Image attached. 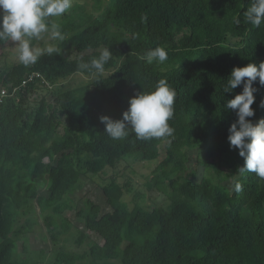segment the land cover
Listing matches in <instances>:
<instances>
[{"label": "trees", "instance_id": "1", "mask_svg": "<svg viewBox=\"0 0 264 264\" xmlns=\"http://www.w3.org/2000/svg\"><path fill=\"white\" fill-rule=\"evenodd\" d=\"M251 3L72 0L53 18L65 35L50 42L60 53L0 68V86L9 90L0 106V264H41L45 250L28 256L37 213L53 244L51 264H264V180L238 173L245 161L228 141L237 116L225 106L243 85L223 93L235 67L264 62V24L254 27L243 16ZM157 46L168 53L164 64L141 59ZM105 48L113 57L102 76L80 68ZM75 75L87 79L70 87ZM161 79L176 92L172 136L110 138L100 117L122 119L129 99ZM254 87L255 116L248 119L258 123L264 86L257 80ZM196 148L199 172L187 164ZM128 158L155 163L148 185L165 194L166 207H131L124 198L130 184L117 176L102 187L110 211L90 199L78 207L82 176L105 174Z\"/></svg>", "mask_w": 264, "mask_h": 264}, {"label": "clouds", "instance_id": "2", "mask_svg": "<svg viewBox=\"0 0 264 264\" xmlns=\"http://www.w3.org/2000/svg\"><path fill=\"white\" fill-rule=\"evenodd\" d=\"M71 7L72 0H0V43L13 42L16 59L25 67L34 65L42 56L51 57L60 53L53 44L41 48L34 47L32 41L41 40L45 34L50 41H64L65 35L53 18L62 17ZM243 16L254 27L264 24V0H252ZM236 23H240L239 19ZM112 57L110 49L105 48L98 57L81 63L80 68L93 72L95 76H102L105 65ZM141 59L148 64H164L168 53L165 48L157 46L147 50ZM257 80L260 86H264V62L258 66L249 63L244 67H235L223 86V93H231L243 85L242 92L228 100L225 106L237 116L229 128L228 141L231 148L239 150V155L245 161L238 168V173L252 172L264 180V119L258 123L248 119L255 116L252 105L256 101L255 93L259 91L254 87ZM175 98V90L161 79L155 85V90L138 92L129 99V107L123 112L122 119L101 116L104 132L113 140L125 139L130 133H134L138 140L170 137L173 129L169 120L173 116ZM260 107H264V101H261ZM235 191H242L239 183L235 185Z\"/></svg>", "mask_w": 264, "mask_h": 264}, {"label": "rangeland", "instance_id": "3", "mask_svg": "<svg viewBox=\"0 0 264 264\" xmlns=\"http://www.w3.org/2000/svg\"><path fill=\"white\" fill-rule=\"evenodd\" d=\"M85 1V0H82ZM51 41L48 39V35L45 34L44 37L34 42V47H39L41 43L49 44ZM17 51L15 48V44L10 42L8 45L3 46L0 48V68L5 66L8 63H17L18 60L16 59ZM87 79L82 75H75L67 82L70 87L76 86L78 83H81ZM34 97L33 94L30 98ZM52 100V97L49 96ZM31 100V99H30ZM198 155L199 149H193L189 151L187 164L190 169H195L196 171H200L202 168L198 163ZM154 162L143 161L138 158H128L126 161L121 162L115 168H109L106 173H99L98 175H93L91 173L86 174L85 176L81 177L80 183L78 184L75 192L74 198L75 202L78 204V207L82 205V201L84 199H90L94 203H97L101 206L103 213L110 211L111 207L108 205L106 201V196L103 193V185H106L110 182L112 176H117V179L121 183L130 184V191L126 192L124 198L129 203L131 207L138 204L144 207H155V206H164L166 207L169 203L167 197L164 193L159 192L156 188L151 187L148 185V177L150 175L151 169L154 167ZM200 172L198 178H200ZM235 177V173L231 174L230 180L228 181V185L233 183ZM232 187V185H230ZM39 190L41 193L46 194V189L44 186H39ZM70 220H72L80 229H84L83 225L84 222L81 218L76 216L75 211H71L67 213ZM39 223L34 226V230L29 235V255L32 253L36 254L40 250H45V255L41 258V264H51L53 260V244L48 236L46 227L43 223V219L39 213L35 216ZM88 235L90 236L92 241L100 242L101 238L92 233L87 231ZM76 244L73 245V249L78 251H83L86 246H77ZM22 256H26V254H22ZM44 260V263L41 262Z\"/></svg>", "mask_w": 264, "mask_h": 264}, {"label": "built area", "instance_id": "4", "mask_svg": "<svg viewBox=\"0 0 264 264\" xmlns=\"http://www.w3.org/2000/svg\"><path fill=\"white\" fill-rule=\"evenodd\" d=\"M35 76V74H31L29 75L28 80H31L33 77ZM26 80L23 81V85H25ZM17 89V88H15ZM9 95V90L8 88L4 87V86H0V106L2 105V103L4 102L5 98L8 97Z\"/></svg>", "mask_w": 264, "mask_h": 264}]
</instances>
